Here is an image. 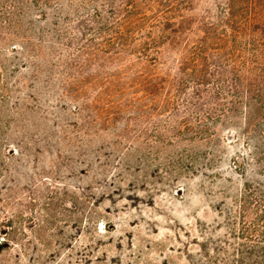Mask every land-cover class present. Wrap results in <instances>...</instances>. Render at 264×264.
I'll return each instance as SVG.
<instances>
[{
  "label": "rangeland",
  "instance_id": "374dc122",
  "mask_svg": "<svg viewBox=\"0 0 264 264\" xmlns=\"http://www.w3.org/2000/svg\"><path fill=\"white\" fill-rule=\"evenodd\" d=\"M263 51L264 0H0V264H264Z\"/></svg>",
  "mask_w": 264,
  "mask_h": 264
},
{
  "label": "trees",
  "instance_id": "16d2710c",
  "mask_svg": "<svg viewBox=\"0 0 264 264\" xmlns=\"http://www.w3.org/2000/svg\"><path fill=\"white\" fill-rule=\"evenodd\" d=\"M229 12V15L232 16V18H236L235 12L241 13L245 12L248 14L247 18H253V20H258L260 18L259 13L261 12V9L257 7H251L249 9L243 10V9H237V10H231ZM251 65L246 68V71L248 73V76H239L234 78V85L237 87H246L244 89V97L248 99V113H250L251 110H256L255 112L260 117L261 123L264 125V51L261 56L255 55L252 53V60L250 61ZM238 70V69H237ZM236 70V71H237ZM219 80V79H218ZM220 86L218 89L220 91H223L225 88V82L224 80L220 79ZM233 95L235 97H239L242 92L237 91V89L234 92ZM262 135H264V130L262 131Z\"/></svg>",
  "mask_w": 264,
  "mask_h": 264
}]
</instances>
